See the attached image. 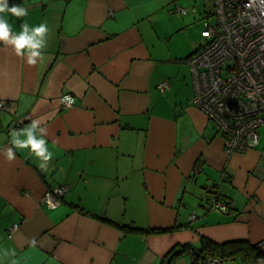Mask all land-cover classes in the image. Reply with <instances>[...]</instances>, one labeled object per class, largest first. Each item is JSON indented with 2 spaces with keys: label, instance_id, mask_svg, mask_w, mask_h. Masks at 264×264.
Listing matches in <instances>:
<instances>
[{
  "label": "crops",
  "instance_id": "obj_1",
  "mask_svg": "<svg viewBox=\"0 0 264 264\" xmlns=\"http://www.w3.org/2000/svg\"><path fill=\"white\" fill-rule=\"evenodd\" d=\"M14 5L27 15L0 13L13 35L25 22L48 33L35 64L0 41V264H192L180 249L204 238L261 243L264 256V143L228 151L193 101L189 56L201 42L190 31L175 42L192 24L202 36L199 9L179 0ZM66 94L73 105L61 102ZM33 120L47 128L45 168L11 143ZM62 184L68 193L49 207L43 196ZM214 196L226 210L212 208Z\"/></svg>",
  "mask_w": 264,
  "mask_h": 264
},
{
  "label": "built area",
  "instance_id": "obj_2",
  "mask_svg": "<svg viewBox=\"0 0 264 264\" xmlns=\"http://www.w3.org/2000/svg\"><path fill=\"white\" fill-rule=\"evenodd\" d=\"M212 1L216 20H208L202 31L209 42L191 57L197 91L193 101L223 134L229 152L247 151L259 144L264 126V3ZM177 10L186 12L182 6H177ZM168 85L167 81L161 83L162 87ZM64 97L76 101L70 94L64 95L62 101ZM68 191L67 184L59 185L47 190L43 201L55 208ZM211 206L227 208L216 196L212 197ZM17 226L13 224L11 230ZM219 263L218 258H212L204 264ZM254 264H264V258Z\"/></svg>",
  "mask_w": 264,
  "mask_h": 264
},
{
  "label": "clouds",
  "instance_id": "obj_3",
  "mask_svg": "<svg viewBox=\"0 0 264 264\" xmlns=\"http://www.w3.org/2000/svg\"><path fill=\"white\" fill-rule=\"evenodd\" d=\"M261 2L264 3V0H261ZM6 11L17 17L27 15L24 7L14 5L9 8L8 0H0V13H5ZM21 29L22 31L18 35H13L7 20L0 17V41L12 45L18 56L27 54V62L35 64L36 58L41 56L40 49L44 44L43 38L48 33V27L46 24H40L29 31L28 24L25 22L21 25ZM61 102H67L69 106L74 103L71 97H64ZM40 124V120H33L28 127L18 131L13 130L11 132V143L15 148L30 149L42 161L40 167L45 168L47 162L52 158V153L48 151L47 140L45 139L47 128L41 127ZM21 136L25 138L21 139ZM5 155L9 161L15 159V153L12 148H7ZM12 254L14 255V253Z\"/></svg>",
  "mask_w": 264,
  "mask_h": 264
},
{
  "label": "trees",
  "instance_id": "obj_4",
  "mask_svg": "<svg viewBox=\"0 0 264 264\" xmlns=\"http://www.w3.org/2000/svg\"><path fill=\"white\" fill-rule=\"evenodd\" d=\"M203 37L205 39L204 42L200 43L196 47L189 58H191L198 51V49H202L205 43L209 42L207 37ZM122 227L128 229L129 231L139 230L145 233L152 231V229L130 225H123ZM185 250L191 252L192 264H204L212 258H218L220 262L240 258L246 264H254L256 261L264 257L261 249V243L252 244L243 239L216 242L211 239L204 238L199 249H193L192 245L189 247L186 245L180 249V252Z\"/></svg>",
  "mask_w": 264,
  "mask_h": 264
},
{
  "label": "rangeland",
  "instance_id": "obj_5",
  "mask_svg": "<svg viewBox=\"0 0 264 264\" xmlns=\"http://www.w3.org/2000/svg\"><path fill=\"white\" fill-rule=\"evenodd\" d=\"M179 2H181L183 4V6H185L187 9H189V11L191 9H193V7H197V9H199V12L201 13V20L196 21L194 24H201V28L206 26L205 21L209 20L211 23H213L216 20L215 14H213V10H214V6H213V1L212 0H179ZM174 15H178V13L174 14ZM193 26V24H192ZM190 25V29L185 30L184 34H181L182 32H178V36L176 37L175 42L178 43V41H182L185 40L184 37L188 38V32L190 31L191 33H193V35L196 37V39H198L199 42L203 43L204 42V37L201 36V30L198 28H195ZM174 45V43H173ZM260 133H261V139L260 142L261 144L264 143V126H262V128L260 129ZM234 260H224L223 262H221L220 264H234L233 262ZM243 263V262H242ZM235 264H241L240 262H235Z\"/></svg>",
  "mask_w": 264,
  "mask_h": 264
}]
</instances>
